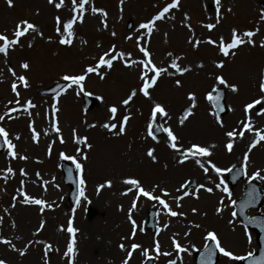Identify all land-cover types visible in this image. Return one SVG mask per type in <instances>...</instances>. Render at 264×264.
I'll return each instance as SVG.
<instances>
[{"label": "rangeland", "instance_id": "1", "mask_svg": "<svg viewBox=\"0 0 264 264\" xmlns=\"http://www.w3.org/2000/svg\"><path fill=\"white\" fill-rule=\"evenodd\" d=\"M59 2L12 0L9 6L7 0H0V33L11 38L21 20H27L37 28L36 32L30 30L21 37L20 43L10 48L7 56L0 54V115L6 114L5 119L0 121V127L9 133L8 138L17 153V158L9 157L7 146L0 153V237L11 242V245L0 243V260H4L5 264H45L47 259L49 264H68L69 258L64 256V252L70 238L66 231L70 218L73 227L78 230L75 234L74 264H122L133 243L148 248L154 264H167L169 259L175 260L176 264H195L196 253L205 246V236L210 231L217 235L223 248L235 255L247 256V253L255 252L258 249L256 231L248 229L238 215L232 216V212H236L232 201L243 195V188L249 182L247 177L253 172L259 169L264 176V142L257 144L249 153L245 177L229 188L228 172L218 177L211 171L204 174L191 160L178 164L177 154L167 147L163 134H158V143L146 136V124L153 102H159L168 113L167 122L160 120L159 123L171 127L179 144L185 147L192 143L217 144L211 149L212 155L208 159L220 168L243 165V153L254 138L253 133L239 147L235 159L232 155L234 147L231 152L224 147L227 142L225 132L234 128L239 131L241 125L238 122L244 119V104L260 96L258 85L264 73V47L260 46L264 40V20L261 19L264 0H220L218 24L215 0H179L178 7L171 9L165 19L155 22L150 35L139 25L156 15L171 0H123V3L121 0H88L83 22H76L73 26L71 45L59 44L60 34L55 30V18H60L62 31L63 22L73 15L72 0H64L63 6L57 9L54 4ZM92 6L102 9L107 16L91 13ZM130 21L133 26L128 28ZM208 23L216 24V27L208 30L204 27ZM233 28L241 36L246 31H253L254 45L245 43L230 50L229 56L225 57L216 45L206 43L210 38L218 44L221 37L225 43L230 42ZM138 37L139 45L147 48L153 63L168 70L150 90L151 99L138 94L128 106L121 105L131 90L139 87L141 66L126 67L125 61L118 59L110 69H100L103 79L97 74L87 76L84 91L96 99L102 98L97 99L90 111L83 110L84 94L77 96L75 86L56 99L58 111L55 119L60 133L53 132L51 105L54 95L41 94L40 91L56 82H65L61 79L65 74H81L86 66L94 65L99 56L113 45L117 52L125 53L126 59H143L137 46ZM190 40H199L200 43L193 47ZM169 53L172 55L169 56ZM174 59L181 67L190 70L176 73L170 67ZM221 61L223 67L216 68L215 64ZM23 62L29 64L28 70L20 67ZM21 75L28 80L27 88L17 80ZM216 75L222 76L229 86L235 84L238 91L234 93L230 87L219 85L215 81ZM177 79L181 81L180 86L175 83ZM13 82L17 83L18 97L11 90ZM213 86L224 88L226 92L229 111L222 119L223 127L211 115L212 105L205 98ZM190 92L195 95V107L181 125L178 121L183 110L191 107L188 100ZM17 99L19 105L15 103ZM27 100H31L35 108L25 111L22 105ZM113 105L117 106L118 112L116 119L109 121L108 108ZM10 108L19 110L9 112ZM256 110H250L253 125L264 128V114L256 115ZM125 114L130 115L125 134L117 136L101 127L105 122L119 125ZM9 116L12 118L9 119ZM29 123L40 133L38 142L31 138ZM73 129L77 136L87 138L86 144L74 142ZM61 138L63 143H60ZM149 147L155 149V162L146 156ZM77 148L81 152H77ZM60 153L76 157L82 165L79 178L82 176L85 181L82 186L84 197H80L75 207L68 202L69 188L63 183ZM20 156L27 159H19ZM8 167L13 169L14 174L6 172ZM20 169H24L26 175H21ZM170 170L176 172L175 178L169 175ZM128 177L138 179L145 190L161 195L173 211L184 215L171 217L158 202L140 197L131 213L137 225L136 234L132 237L128 215L136 190L124 194L130 187L123 183ZM221 178L225 180L229 193L215 188ZM186 180L196 182V187L188 188L196 195L184 197L180 200L181 206L177 207L173 197L182 195L177 190ZM105 181H111V186H105L98 192V185ZM252 181L257 182L264 193V180L257 178ZM200 184L213 188V192L197 189ZM161 189L169 195L164 196ZM21 190L53 207H45L41 212L38 205L22 203ZM88 207L95 212L91 218L87 215ZM218 207L221 212L216 211ZM149 209L158 212L154 231L147 228ZM193 209L196 211L193 212ZM248 214L264 215V203L261 208L249 210ZM41 221H44V226L37 231ZM165 224L167 228H164ZM141 228L143 231H140ZM173 239L191 254L177 253ZM29 241L32 243L29 244ZM155 241H159L161 253L171 255L157 257L152 251ZM45 244L52 246L51 251L44 247ZM121 245H124L123 249ZM16 249L23 250L25 255L21 256ZM145 261L142 249H137L128 264H145ZM217 264H238V261L219 253Z\"/></svg>", "mask_w": 264, "mask_h": 264}, {"label": "snow or ice", "instance_id": "2", "mask_svg": "<svg viewBox=\"0 0 264 264\" xmlns=\"http://www.w3.org/2000/svg\"><path fill=\"white\" fill-rule=\"evenodd\" d=\"M9 6L12 5V0H7ZM54 0H48L49 4H53ZM64 0H60L59 3H55L54 6L59 9L63 6ZM121 3H123V0H121ZM216 3V11H217V20L216 24H218L219 21V7H220V0H215ZM88 4V0H79V3L77 4V0H72V13L73 15L68 18L66 21L63 22V30L61 31L60 25H61V20L59 17H56V32L59 33V44L61 45H71L73 43V38H74V31H73V26L76 22H83V16L85 14V6ZM179 0H171L170 3H167L156 15L152 16L147 22L141 23L139 25L140 29H145L147 30V33L150 35L153 32L155 22L160 21L165 19L166 14L169 13L171 9H175L178 7ZM91 13L96 14L100 13L101 16L106 17L107 13L104 12L102 9H98L95 6L91 7ZM78 13V15H76ZM185 19L187 20V14H185ZM262 20H264V15L261 17ZM216 24L213 23H208L204 25L205 28L208 30H212L216 27ZM105 27H107L106 23L104 24ZM190 28V25H187ZM36 32L37 28L35 25L32 23L28 22L27 20H21L17 23L15 26V30L12 33V37L9 38L7 35L0 33V54H4L7 56L8 51L10 48L13 46H16L20 43V38L24 37L29 31ZM112 35L114 36L115 33L113 32ZM255 35L253 31H246L242 34L237 33V30L235 28L232 29L231 31V36H230V42L225 43L224 38L221 37L219 39V43L217 44L216 41H213L212 39H208L206 43L216 45L218 47V51L223 54V56L227 57L230 54V50L236 49L237 47L247 43L249 45H254V41L252 37ZM137 46L139 52L142 54L143 59L140 60H131V59H126L125 53L124 52H117L115 50V46L113 45L110 47L107 51H105L102 55L99 56L98 60L94 65H89L86 66L81 74H75V75H69L65 74L61 77V79L67 83L64 84H57L56 88L53 89V100L54 103L51 105V110H52V117H53V122L51 124V130L57 134L60 133V128L58 127V123L55 119V114L58 111L57 104L55 103L56 99L62 94L66 93L69 89L73 88L75 86L78 91H76V95L79 96L81 93H83L85 96L91 95L90 93H87L84 91V82L89 74H97L100 75V78L103 79V75L100 73V69L102 67H106L110 69L113 66V62L120 59L125 61V66L126 67H131L133 65L139 64L141 66V71L139 74V80H140V85L138 88H134L131 90L130 94L127 95L126 98H124L121 101L122 106H128L131 101H133L134 97H136L138 94H142L145 98L151 99V94L150 90L154 88V86L157 84L158 78L166 73L168 70L166 68H161L157 67L150 56V52L147 50L146 47L140 46L139 45V37L137 38ZM193 47H197L198 44L200 43L199 40L196 41H191ZM260 46L264 47V40L260 42ZM233 55L235 54L234 52L232 53ZM131 54H128L130 56ZM169 56L172 54L169 53ZM179 59V58H177ZM20 67L24 70L29 69V64L27 62H23L20 64ZM170 67L175 70L176 73L178 74H183L188 72L190 69L187 67H181L178 63L177 60L174 59L172 60ZM198 67H203V65H198ZM216 68H222L223 67V61L218 62L215 64ZM11 72L12 70L9 69ZM151 73V75H149ZM171 74V73H169ZM12 75L15 76V73L12 72ZM17 80L19 81L20 85L24 88H27L28 85V80L24 75H21L17 77ZM215 81L222 86H228L231 88L232 92H237L238 88L235 84L232 85H227V82L225 79L220 76L216 75L215 76ZM177 86L181 85V81L177 79L175 81ZM259 88V93L260 96L257 99H253L249 103H245L242 111L244 113V119L240 122H238L241 127L239 131L237 129H233L231 131L225 132V137L227 138V142L225 143L224 147L228 152H231L234 147V140L239 137L243 138L245 136V133H253L254 138L251 139L250 143L247 146V150L243 153V167L241 169L236 170L235 175L233 176V179L235 180L238 176L241 174L246 175V168H247V162L249 159V153L251 152L252 148H254L257 144L260 142H264V128H255L252 122V117L250 115V110L257 109L255 114L256 115H262L264 114V107H261L262 104H264V73L261 75V79L258 85ZM11 90L13 93L19 96V92L17 91V83L13 82L11 84ZM212 105L213 111L211 112V115L214 117L216 120V123L223 127V121L219 115V113L225 111V106L221 104V99H222V91L218 89L217 87L213 86L212 90L206 94L205 97ZM97 99H102L101 97H97ZM195 95L194 93H188V100L191 102V107L187 108L186 110L183 111L182 116L179 119V124L183 125L185 123V120L192 114V108L195 107ZM16 104L19 105L20 101L17 99ZM25 111H28V109L35 108V105L32 103L31 100H27L24 102L22 105ZM18 108H10L8 111L9 112H16L18 111ZM108 112L110 113L109 115V121L115 120L116 119V114L118 112L117 106L113 105L108 108ZM6 115V114H5ZM5 115H0V121H3L5 119ZM9 119L12 117L9 116ZM168 118V113L165 109V107L159 103V102H153V105L150 109V114L149 118L146 124V136L150 137L152 141L154 142H159V138L157 134H163L164 135V142L166 143L167 147L171 149L175 154H177L176 161L178 164H184L186 161L191 160L195 165L199 166V168L203 171L204 174H208L210 171L215 173L218 177H222L224 173L230 172L233 169L232 168H220L218 167L215 163L211 161V159H208L212 155V148H215V145L211 146H206V145H201L198 143H192L189 146H184L179 144L178 142V137L174 134L172 131L171 127L169 126H164V124L159 123L160 120L167 122ZM130 115L125 114L122 116L119 125L117 123H112V122H105L101 125L105 130H107L109 133H114L115 135H123L126 132V125L129 122ZM89 127H94L95 125H88ZM29 129L31 130V138L34 142H38V137L40 133H38L33 125L29 123ZM115 130V132H114ZM47 135V132L44 133ZM9 133L5 130V128L0 127V138H3V145L7 146V154L9 157L15 159L17 158V153L15 151V145L12 143V141L8 138ZM73 138L74 142L77 144H86V137H79L76 134V130L73 129ZM16 139H19V136L16 137ZM63 139H60V143H63ZM90 147V145H87ZM51 151V145H49V154ZM77 152H81L80 148L76 149ZM155 149L149 147L146 151V156L150 158L153 162L157 160L156 155H154ZM60 157L65 160H70L72 164L75 166V170L77 171L78 174L82 173V165L81 163L77 162L76 157L74 156H67L64 153H60ZM86 159V157H84ZM19 159L26 160L27 157L25 156H20ZM6 172L8 174H14L13 169L11 167H8L6 169ZM21 175H26L24 169H20ZM69 177L71 178L72 175V169L69 168ZM39 175V174H37ZM260 179L264 180V176L261 175L260 170H256L255 172L252 173L251 176H248L247 179L249 181H252L254 179ZM23 184V181L21 182ZM123 183L125 185L130 186L129 188L126 189L124 194H127V192L132 191L133 189L136 190V197L133 199L132 206L129 209V215L128 219L131 222L132 225V237L135 236L136 230H137V225L136 222L132 219V210L135 209L137 200L140 197H146L149 200H153L158 202L160 206H162L164 212L171 216V217H176V216H183L184 213H178L176 211H173L169 204L165 201V199L161 198V195H154L153 191H148L145 190L140 184V181L136 178L133 177H128L123 180ZM190 181H184L181 185L180 188L177 190L178 193L182 192V195H177L173 197L174 201L176 202L177 207H180V200L183 199L184 197H187L189 195H196L195 192L190 193L188 191V186L190 185ZM85 184L84 179L82 176L78 180V192L79 195L77 197V203L80 202V197H84V190H83V185ZM105 186H111V181H105L104 184L98 185L97 191L99 192L102 188ZM215 188L221 189L224 193H229V188L225 183V180L223 178L219 179V183H216ZM223 186V187H222ZM197 189H204L205 191L211 193L213 192V188L207 187L203 184L197 185ZM164 196H168L169 193L161 189L160 190ZM21 195L23 197L22 203L24 204H34L40 206V211L43 212L45 207L47 208H52V204H47L46 201L43 199H38L34 197H30L26 194L23 193L21 190ZM198 198V196H197ZM15 200L16 197H13ZM86 199V198H85ZM256 199V195L254 190H249L247 193V199L244 201V203L241 204L240 211L241 213L244 212V209L249 207L254 203ZM222 202V201H221ZM234 204L235 201H232ZM193 212L196 210L193 209ZM217 212H221V208L216 209ZM232 216L236 217L237 213L235 211L232 212ZM245 219L248 220L249 223H254L258 218L257 217H247L245 216ZM231 223V221H230ZM44 226V221H41L40 227L37 229V231H40ZM262 228H264V223L258 225ZM168 225L165 224L164 228H167ZM198 227V225H196ZM67 233L70 234V238L67 243L66 251L64 252V256L68 257V264H74L73 262V257L75 256V234L78 231L76 228L73 227V220L70 218L67 223ZM140 231H143V228L140 229ZM160 229L157 228V232H159ZM188 233H185L187 235ZM250 239V237H249ZM205 251L202 254V260L201 264H212V257L215 255L216 251H219L224 257H227L228 259L232 261H239V260H244L246 258L252 257V253L249 252L247 253V257L245 256H238L232 253L231 251L226 250L220 245V242L218 240L217 235L214 232H207L205 236ZM211 241L214 244L213 247H209L207 242ZM0 243L5 244V245H11V242L9 240L3 239L0 237ZM29 244L32 243V241L28 242ZM172 244L174 248L176 249L177 253L186 251V249L182 248L181 245L175 240H172ZM14 247V245L12 246ZM45 248H48L49 251H51L52 246L49 244L44 245ZM122 249L124 248V245L120 246ZM137 249H142V255L145 260H151L153 259L152 256L149 255V249L148 248H142L141 245L133 243L130 246V250H127L128 255L127 258L122 262V264H128L129 259L132 257L133 251ZM16 251L19 252L21 256L25 255V252L20 249H16ZM152 251L156 254L158 257L159 255H164V256H170L171 254L168 252L161 253L160 252V244L159 241L154 242V246L152 248ZM45 256H47V253H45ZM0 264H5L4 260H0ZM45 264H49L47 259L45 260ZM167 264H176L175 260L169 259ZM251 264H264V252H261L260 256L256 260H252Z\"/></svg>", "mask_w": 264, "mask_h": 264}, {"label": "water", "instance_id": "3", "mask_svg": "<svg viewBox=\"0 0 264 264\" xmlns=\"http://www.w3.org/2000/svg\"><path fill=\"white\" fill-rule=\"evenodd\" d=\"M132 26V23H130L129 27ZM59 84H62V83H59ZM57 86V84L51 88H49L48 90H45L43 93H53V89H55ZM222 91V99H221V104L225 106V111L224 112H221L219 113L220 117H222L226 112H227V108H226V105H225V93H224V90L223 89H220ZM96 103V100L93 99V98H90L88 96H85V105H84V108L86 110H88L90 107H92L94 104ZM3 147V143L1 141V138H0V150L2 149ZM62 170L64 172V180H65V183L66 184H69L71 186V192H70V196H69V200L72 204H75L76 200H77V197H78V186H77V178H76V174L74 172V166L66 163L65 161H63L62 165ZM69 168L72 169V175H71V178L69 177ZM242 166H237L236 168H234L230 174H229V180H230V186H234L236 185L237 181L242 178L243 174H241L240 176H238L235 180L233 179V176L235 175L236 173V170L238 169H241ZM193 185H195V183H193ZM249 190H254L255 192V195H256V199L254 201V203L252 205H250L249 207L245 208L244 209V212L241 213L240 211V208H241V204L244 203V201L247 199V193L249 192ZM263 202V195L260 191V187L256 184V183H249L248 184V187L245 189V195L243 198H241L238 202H237V210L240 214V216L242 217V219L244 220V222L252 227V228H255L258 230L259 232V242H260V251L253 255L252 257H249V261L250 263H247V264H251V261L252 260H256L259 258L261 252H264V228L258 226L262 223H264V217L260 216V215H257V216H254V217H257L258 219L254 222V223H249L247 219H245V216L247 217H250L247 215V210L250 209V208H253V207H259L261 206ZM95 214V212L92 210L90 212V216H93ZM156 217V213L154 211L150 212V222H149V226L154 228V219ZM205 251V250H204ZM204 251H202L200 253V256H199V259H198V264H201V260H202V254L204 253ZM217 259H218V254L215 253V255L212 257V264H216L217 262ZM151 260L148 262V264H151Z\"/></svg>", "mask_w": 264, "mask_h": 264}, {"label": "bare ground", "instance_id": "4", "mask_svg": "<svg viewBox=\"0 0 264 264\" xmlns=\"http://www.w3.org/2000/svg\"><path fill=\"white\" fill-rule=\"evenodd\" d=\"M39 4H42L43 5V3L42 2H38ZM251 136V134L250 133H248V134H246L245 136H244V138H238L235 142H234V144H235V146H234V150L232 151V155H233V157H235V159H237V157H238V152H239V147H241L243 144H244V142L245 141H247V139L249 138ZM213 143H216V142H213ZM217 144H215V146H216ZM237 149V150H236ZM192 164V163H191ZM175 174H176V172L173 170H170V173H169V175H171V178H175L176 176H175ZM182 253H184V254H188L189 255V253L191 254V251L190 250H188V249H186V251H182Z\"/></svg>", "mask_w": 264, "mask_h": 264}]
</instances>
